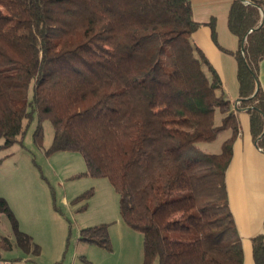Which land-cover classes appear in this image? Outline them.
Instances as JSON below:
<instances>
[{
	"label": "trees",
	"instance_id": "16d2710c",
	"mask_svg": "<svg viewBox=\"0 0 264 264\" xmlns=\"http://www.w3.org/2000/svg\"><path fill=\"white\" fill-rule=\"evenodd\" d=\"M199 26L189 0H0V148L19 143L33 113L41 146L49 121L46 153L77 152L81 175L109 181L121 219L142 235V264H243L225 173L235 111L248 113L264 151V3L232 0L228 10L239 48L220 49L236 60L234 109L192 42ZM223 133L219 150L206 151ZM0 214L19 246L37 250L2 198ZM79 241L110 250L108 225L82 228ZM251 242L254 264H264V232Z\"/></svg>",
	"mask_w": 264,
	"mask_h": 264
},
{
	"label": "rangeland",
	"instance_id": "374dc122",
	"mask_svg": "<svg viewBox=\"0 0 264 264\" xmlns=\"http://www.w3.org/2000/svg\"><path fill=\"white\" fill-rule=\"evenodd\" d=\"M37 125L33 113L23 122L19 143L0 148V198L12 212L17 230L29 236L37 251L25 255L17 247H1L2 255L19 254L27 264H142V235L121 219L118 195L109 181L81 175L86 166L77 152L47 154L53 128L47 120L40 123L42 143L37 146L33 137ZM225 137L219 135L205 150L218 151ZM89 191L92 196L73 202ZM100 224L108 225L110 250L78 240L82 228ZM2 238L16 245L12 224L4 214H0Z\"/></svg>",
	"mask_w": 264,
	"mask_h": 264
},
{
	"label": "crops",
	"instance_id": "0c3cea01",
	"mask_svg": "<svg viewBox=\"0 0 264 264\" xmlns=\"http://www.w3.org/2000/svg\"><path fill=\"white\" fill-rule=\"evenodd\" d=\"M260 1L264 3V0ZM189 2L193 20L200 24L191 36L192 42L201 50L220 77L223 95L234 109L238 97L236 60L231 54L221 50L235 52L239 48L238 39L230 33L227 26V14L232 0ZM211 19L215 22L218 46L213 42L211 28L207 24ZM258 81L264 95V59L258 67ZM235 113L239 134L232 146L225 184L229 208L241 241L243 264H254L251 240L264 232V151L252 139L248 113L243 110ZM10 244L11 250L17 247L25 255L31 250L37 251L31 245L23 248L17 241L16 245L11 242ZM3 251L4 249L0 247V259L13 264H27V259H22L19 254L7 258L2 255Z\"/></svg>",
	"mask_w": 264,
	"mask_h": 264
},
{
	"label": "built area",
	"instance_id": "2783aa9c",
	"mask_svg": "<svg viewBox=\"0 0 264 264\" xmlns=\"http://www.w3.org/2000/svg\"><path fill=\"white\" fill-rule=\"evenodd\" d=\"M0 264H13V263L8 260H0Z\"/></svg>",
	"mask_w": 264,
	"mask_h": 264
}]
</instances>
